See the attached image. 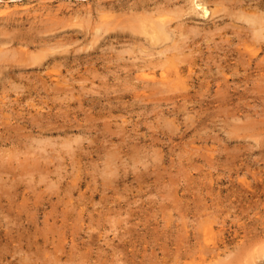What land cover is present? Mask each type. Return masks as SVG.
<instances>
[{"label": "rangeland", "instance_id": "rangeland-1", "mask_svg": "<svg viewBox=\"0 0 264 264\" xmlns=\"http://www.w3.org/2000/svg\"><path fill=\"white\" fill-rule=\"evenodd\" d=\"M250 2L0 0V264H264V48L221 17ZM161 18L183 85L122 27Z\"/></svg>", "mask_w": 264, "mask_h": 264}, {"label": "bare ground", "instance_id": "bare-ground-1", "mask_svg": "<svg viewBox=\"0 0 264 264\" xmlns=\"http://www.w3.org/2000/svg\"><path fill=\"white\" fill-rule=\"evenodd\" d=\"M191 1L193 3V7L195 8L194 10H196V7H198L199 13H201L204 17H210L212 15V10H211L210 5H209L211 0H191ZM221 10H224V13L221 15L222 18L226 15H229V16H231L232 21L238 22V25L240 27L241 26L243 27L245 24V26L250 30L251 33H250L249 39L245 41V43L243 44L244 48L242 47L241 49L245 50L244 52L242 51L244 54L250 55V56H248V57H250L248 59L251 60V57L253 54H256L260 48H264V9L261 6L255 5V4L250 2V3H246L245 5H243V4L240 5L239 9L237 11H230V10H227L225 8H223V9L221 8ZM226 10H227V12H226ZM196 11H198V10H196ZM213 13H215V11ZM182 15H183V13H182ZM213 17L215 18L216 15H214ZM214 18H213V20H214ZM133 22L134 21H127L126 24H124L122 27L128 28L131 31H137V30L141 29L143 32L148 34V37H150V40L153 41V42L151 41L152 43H154L156 41L167 40L166 45H161V46H163V47L165 46V47L164 48L162 47L163 49H161L159 51L161 54H163L162 59L164 60V62L162 61L161 67L157 68L158 65H155L154 63H153L154 65H149L150 63L148 65H145V66H147V70H149V71L143 72L141 74L142 79H145L148 82L158 83L160 85L161 84L162 85L165 84L167 86H171V85L176 86L178 84L183 85L184 81H183L182 76H183V73L185 70L182 69V67L179 65L181 63L179 61V56L182 55L184 52L183 48H182L183 45H185L184 38L185 37L188 38V36H189V34H186V32H184L182 30L181 25H182V22L184 23V21L174 20V19L163 20V18H161V19H154V20L150 21V23H148V24H140L139 25V24H136ZM188 30H190V29H188ZM189 38H190V36H189ZM152 43H150V44H152ZM242 52L240 53V55L243 54ZM240 58H241V56H240ZM243 61H244V59H243ZM245 61H247V60H245ZM167 62L169 63V65L167 64ZM159 63L161 64V62H159ZM171 66L174 67L173 72H172V69H170V71L172 73L169 71V68ZM191 70H192V68H191ZM214 252L215 251H213V253ZM217 255H220L219 251L216 252L213 256H217ZM29 260H30V258H29ZM27 262H29V261H27ZM22 264H27V263L23 262ZM29 264H31V263H29Z\"/></svg>", "mask_w": 264, "mask_h": 264}]
</instances>
